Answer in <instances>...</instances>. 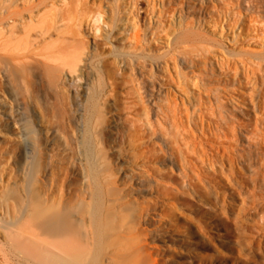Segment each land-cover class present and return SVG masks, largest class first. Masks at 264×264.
<instances>
[{"label":"bare ground","instance_id":"obj_1","mask_svg":"<svg viewBox=\"0 0 264 264\" xmlns=\"http://www.w3.org/2000/svg\"><path fill=\"white\" fill-rule=\"evenodd\" d=\"M206 1L0 0V264H178L164 195L264 188V0Z\"/></svg>","mask_w":264,"mask_h":264},{"label":"rangeland","instance_id":"obj_2","mask_svg":"<svg viewBox=\"0 0 264 264\" xmlns=\"http://www.w3.org/2000/svg\"><path fill=\"white\" fill-rule=\"evenodd\" d=\"M224 1H206L217 20L215 26L207 24V30L231 47ZM239 14L245 17L242 12ZM170 87V91L178 95L175 88ZM238 89L241 94L248 91L247 88ZM237 103L243 110L250 107L245 102ZM0 135L3 142L12 138L9 134ZM232 164L236 167L234 162ZM225 168L223 162L220 173L207 175L212 185L210 190L199 189L194 195L178 189L180 191L163 197L174 214L165 223L162 234L164 251L175 254L181 260L180 263L178 259V264H264V188H251L250 179L241 169L232 173ZM187 257L192 258L191 262H187Z\"/></svg>","mask_w":264,"mask_h":264}]
</instances>
